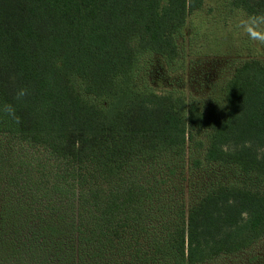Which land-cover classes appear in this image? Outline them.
Listing matches in <instances>:
<instances>
[{"label":"trees","instance_id":"1","mask_svg":"<svg viewBox=\"0 0 264 264\" xmlns=\"http://www.w3.org/2000/svg\"><path fill=\"white\" fill-rule=\"evenodd\" d=\"M204 4L0 0V264H211L264 237V191L219 183L186 206L173 180L190 141L193 168L264 180V62L236 67L222 112L136 82L143 55L176 61ZM230 4L264 23V0Z\"/></svg>","mask_w":264,"mask_h":264},{"label":"rangeland","instance_id":"2","mask_svg":"<svg viewBox=\"0 0 264 264\" xmlns=\"http://www.w3.org/2000/svg\"><path fill=\"white\" fill-rule=\"evenodd\" d=\"M230 3L231 0H205L204 7L189 18L176 61L168 63L155 54L143 55L139 72L137 70V85L158 93H182L188 101L198 102L203 110L212 107H218L221 112L225 110L222 87L236 67L250 58L264 62V23L249 17L241 9L233 8ZM198 134L197 140L206 139L205 133ZM189 144L184 166L177 169L180 176L173 178L184 186L186 206L219 183H240L264 191V180L256 176L249 178L232 167L204 163L193 168L192 159L202 158V151L192 149L194 141ZM17 146L14 149L18 151ZM2 152L7 155L6 150ZM211 264H264V237L249 249Z\"/></svg>","mask_w":264,"mask_h":264}]
</instances>
